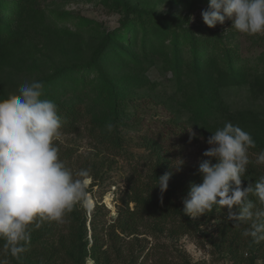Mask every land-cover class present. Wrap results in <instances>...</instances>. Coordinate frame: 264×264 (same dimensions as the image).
<instances>
[{"label":"rangeland","instance_id":"374dc122","mask_svg":"<svg viewBox=\"0 0 264 264\" xmlns=\"http://www.w3.org/2000/svg\"><path fill=\"white\" fill-rule=\"evenodd\" d=\"M3 1L11 4L6 9V16H11L13 3L22 1L37 19L35 31L31 30L32 35L25 40L23 51L12 59L11 67L1 79V92L7 98L18 94L25 80L38 81L54 75L61 68L89 62L99 47L100 38L118 28L127 16L129 19L134 17L133 13L127 14L115 8L110 0ZM125 1L133 10L135 6L139 10L168 15L183 24L184 28H208L222 37L225 48L232 51L235 59L248 60L249 64L253 63L252 60L264 64V36H248L237 32L231 19H226L223 25L218 23L215 28H209L203 22L201 13L209 9V0H188L191 6L185 5L183 0H176V4L173 0ZM61 13L74 17L75 23L78 16L94 23L91 28L79 31L71 21L65 24L58 21L57 24L50 18ZM63 24L65 27L60 30ZM67 29L72 32L69 33ZM139 39L140 33L132 34L131 45H126L135 53V59L130 61L126 57L108 54L103 66L106 73L115 79L117 86L120 85L131 96L132 103L128 104V111L132 112L134 104L138 102L137 117L119 126L126 135L123 151L114 153L102 150L99 153L96 142L84 131L88 129L87 124L89 126L91 123L88 116H83L78 122L79 133L66 134L60 130L61 141L57 142L60 156L71 155L64 161L69 170L76 172L90 167L92 172L93 164L99 165L96 179L91 174L88 189L94 202L93 208H84L90 245L98 239L99 244L104 245L110 264H247L252 257H256V264H264V241L251 245V239L242 236L244 224L236 227L239 246L234 249H238L237 262L231 258L227 247L212 245V241L220 242V229L236 224L227 218V211H217L214 217L205 214L196 219L186 215L192 224L200 225V230L192 235L173 237L169 232L170 229H179L183 224L180 219L165 223L164 231L156 230L155 223L158 221L154 218L148 219L146 227L140 228L137 235L121 234L118 227L120 210L125 208L123 201L131 194L128 178L142 188L150 186L149 193L157 196L161 195L156 186L158 179L166 173L170 174L169 185L174 184L176 188L173 197L181 201L184 211L183 198H187L189 192L187 190L185 193L183 186L190 189L195 182H201L203 174L199 171V165L203 160L211 159L203 155L211 147L208 140L185 121L186 111L179 106L183 94L178 91L165 52L159 51L160 43L151 40L143 47ZM259 56L262 61L257 59ZM187 77L185 75L182 81L190 83L187 88L193 92L197 82ZM101 91L102 86L96 74L88 72L65 74L47 88L54 98L76 105L79 103V109L93 114L98 122H106L108 118H113L114 110L109 98L103 94L100 96ZM221 92L233 111L251 109L264 112V85L260 87V93L253 96L247 84L225 79ZM192 133H195L194 138ZM261 136L264 137L263 130ZM258 155L249 151V156L255 160ZM212 163L216 162L212 160ZM130 209H133V204ZM232 237L234 234L228 237V242ZM86 264L95 262L88 260Z\"/></svg>","mask_w":264,"mask_h":264},{"label":"trees","instance_id":"16d2710c","mask_svg":"<svg viewBox=\"0 0 264 264\" xmlns=\"http://www.w3.org/2000/svg\"><path fill=\"white\" fill-rule=\"evenodd\" d=\"M115 8L122 9L127 14H134V17L129 19L127 16L121 21L120 26L113 31L107 32L100 38L99 47L93 52L89 62L82 65H71L66 68H61L52 76L43 77L38 80L44 84L43 99L53 101L58 109V115L63 123L61 128L66 134H76L80 132L78 122L83 116H88L91 123L87 124L84 131L88 136L96 142V149L99 153L122 152L125 146V133L119 129L120 125H126L132 117H137L138 102L134 104L133 111H128V104L131 96L127 95L124 88L117 86L115 79L110 77L104 66V61L108 54L114 56L126 57L130 61L135 59V53L126 45H131L130 36L140 33V45L146 47L151 40L160 43V52H165L167 56V65L173 73L175 82L177 83L178 91L183 94L182 102L179 103L180 109L186 111L188 126L195 130L202 138L208 140L217 129L230 122L235 126H239L242 130L249 133L256 142V148L249 151L255 153L264 152V137L261 136V131H264V112L246 110H231L230 105L225 101L221 92L224 87L225 79H232L239 84H247L249 92L253 96L260 93V87L264 85V64L258 61L237 60L231 52L225 48V43L222 37L210 31L208 28L199 27L196 29L184 28L183 24L170 18V16L158 12H149L139 10L135 6V10L129 7V3L125 0H110ZM185 5L188 0H183ZM176 4V0H173ZM10 3L0 0V101L7 99L1 92L3 84L2 77L6 74L7 69L12 65V59L21 53L25 47V40L31 35V30L35 31L37 19L32 16L30 10L23 4L22 1L13 3L11 6V16H6V9ZM57 24L58 21H71L79 31H85L91 28L94 23L87 18L78 16L75 23V18L68 13L51 15ZM56 18V19H55ZM129 19V20H127ZM60 26V30L65 25ZM194 30L199 31L196 33ZM70 33L71 30L67 29ZM259 56L257 59H260ZM260 61H262L260 59ZM79 72L95 73L98 82L102 86L100 96L103 94L109 98V103L114 110L113 118H108L106 122H98L93 114H88L78 108L75 103H67L64 100H59L47 92V88L58 81L65 74H77ZM187 75L190 81L197 82L194 91H189L187 88L190 83H183V77ZM105 99V98H104ZM102 99V100H104ZM111 123L113 131L108 132L106 125ZM60 150V149H59ZM61 151L59 152L60 155ZM98 153V154H99ZM97 154V156H98ZM60 156L64 162L70 158ZM252 161L248 166V171L243 178V186L246 188L249 183L255 184L259 178L264 175V165H257L255 159L249 156ZM214 162L217 161L211 158ZM99 166V165H98ZM97 164L92 166L90 172L96 179ZM90 170V167L83 168ZM135 169H133L134 171ZM135 172V171H134ZM131 194H128L124 199L125 208L120 210L119 229L121 234L128 236L137 235L139 229L145 226L148 219L154 218L158 222L155 223V229L164 231L165 223L180 219L183 224L179 229H170L169 232L175 236L192 235L199 231V224H192L191 221L184 215L181 201L173 197V192L176 190L174 184H168L167 191L163 194V202L161 195H151L148 187L137 186L134 181L128 178ZM203 183L195 182L200 185ZM158 184V181H157ZM171 186V187H169ZM185 193L190 192L191 188L183 186ZM189 195V193L187 194ZM184 197L183 199H185ZM253 202L255 197H251ZM133 204V209L130 205ZM264 208V206L257 205ZM227 211L226 208L214 206L213 211L207 213L214 217V213ZM169 219H171L169 221ZM66 223L57 224L44 223L38 230L30 229L31 244L26 246L28 250L22 254L20 260H16L2 254V246L4 241L0 240V262L4 264L7 260L8 264H86L88 260H92L95 264H110L107 262L109 257L104 245L99 244L98 239L90 245L88 240V231L86 226V212L82 207H77L67 218ZM160 225L161 228H160ZM247 224L243 225V229ZM220 229V228H219ZM231 231V234H229ZM232 240L228 242V237ZM237 231L235 224L227 225L220 229V242L212 241V245L217 247H227L231 258L237 262L238 254L236 252L239 246L237 240ZM253 243H251L252 245ZM250 260V261H249ZM247 264H256V257L250 258Z\"/></svg>","mask_w":264,"mask_h":264},{"label":"clouds","instance_id":"9594fccd","mask_svg":"<svg viewBox=\"0 0 264 264\" xmlns=\"http://www.w3.org/2000/svg\"><path fill=\"white\" fill-rule=\"evenodd\" d=\"M201 15L209 28L231 19L237 32L264 36V0H209V9ZM44 87L42 82L25 80L18 94L0 101V240L4 241L2 254L16 260L28 250L33 226L38 230L44 223L64 224L78 206L87 208L91 203L90 170L73 172L60 158L57 142L66 121L61 120L53 101L42 98ZM113 128L111 123L106 125L108 132ZM207 143L211 147L203 155L217 163L211 159L200 163L203 183L191 186L183 200L184 215L196 219L212 212L214 206L226 208L235 227L248 225L242 236L260 244L264 241V208L257 205L264 206V175L254 185L243 186L252 163L249 150L256 148V142L228 122ZM255 163L264 165V152ZM169 179L168 173L158 179L161 202Z\"/></svg>","mask_w":264,"mask_h":264},{"label":"bare ground","instance_id":"6f19581e","mask_svg":"<svg viewBox=\"0 0 264 264\" xmlns=\"http://www.w3.org/2000/svg\"><path fill=\"white\" fill-rule=\"evenodd\" d=\"M93 205H94V202H93V200L91 199V203H90V205L88 206V208L92 209V208H93Z\"/></svg>","mask_w":264,"mask_h":264}]
</instances>
